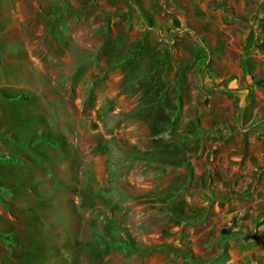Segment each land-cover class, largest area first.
Here are the masks:
<instances>
[{
    "label": "rangeland",
    "instance_id": "374dc122",
    "mask_svg": "<svg viewBox=\"0 0 264 264\" xmlns=\"http://www.w3.org/2000/svg\"><path fill=\"white\" fill-rule=\"evenodd\" d=\"M15 1L7 32L27 36L53 92L70 100V120L53 124L69 146L71 177L82 167L89 182L71 185L80 195L75 205L71 191L75 231L52 234L59 264H256L259 255L238 241L253 231H241L242 218L223 216L228 206L191 183L193 160L205 172L213 147L206 153L203 135L195 143L189 125L206 82L254 81L264 0ZM204 46L209 53L197 52ZM175 85L181 104L171 97ZM164 129L175 135L158 138ZM95 175L101 182L93 186ZM130 238L139 251L118 244Z\"/></svg>",
    "mask_w": 264,
    "mask_h": 264
},
{
    "label": "crops",
    "instance_id": "0c3cea01",
    "mask_svg": "<svg viewBox=\"0 0 264 264\" xmlns=\"http://www.w3.org/2000/svg\"><path fill=\"white\" fill-rule=\"evenodd\" d=\"M15 8V0H0V264H59L63 257L55 256L52 234L75 231L71 191L75 205L80 195L71 185L86 188L89 182L82 167L75 166L71 177L69 146L59 144L63 133L53 124L70 120V100L53 92L48 67L27 36L7 32L15 22ZM204 47L207 52H197L209 53ZM260 47L254 81L206 82L207 90L194 98L198 120L189 125L195 143L203 135L200 145L206 144V153L213 147L205 172L193 160L191 183L204 187L211 203L228 206L222 208L223 216L242 218L241 231H253V237L243 235L238 241L259 255L256 264L264 263V45ZM248 57L245 53L240 61ZM201 69L203 74L205 67ZM176 85L171 97L181 104V87ZM180 113L178 123L183 120ZM174 135L169 129L157 134L164 141ZM222 153L229 157L223 165ZM96 181L100 184L101 177H93V186ZM235 200L239 207H229ZM186 217L183 224L191 223ZM247 219L251 221L245 225ZM230 226H224L226 232Z\"/></svg>",
    "mask_w": 264,
    "mask_h": 264
},
{
    "label": "trees",
    "instance_id": "16d2710c",
    "mask_svg": "<svg viewBox=\"0 0 264 264\" xmlns=\"http://www.w3.org/2000/svg\"><path fill=\"white\" fill-rule=\"evenodd\" d=\"M9 99H11V98H9ZM118 244L121 245L122 247H124L125 249H128V250L139 251L138 250V244H137V242L134 241L132 238L127 239L126 241L119 240L118 241ZM158 248H159V246H153V247H147L146 250H152V249H158ZM165 248L168 249L171 252H174V249L173 248H170L168 246L167 247L165 246ZM190 255H191V257H193V254L192 253Z\"/></svg>",
    "mask_w": 264,
    "mask_h": 264
}]
</instances>
